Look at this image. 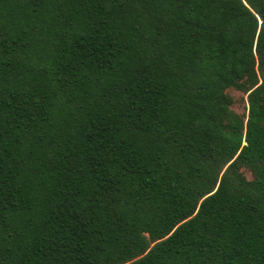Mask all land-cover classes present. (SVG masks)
I'll return each mask as SVG.
<instances>
[{
  "label": "trees",
  "instance_id": "trees-1",
  "mask_svg": "<svg viewBox=\"0 0 264 264\" xmlns=\"http://www.w3.org/2000/svg\"><path fill=\"white\" fill-rule=\"evenodd\" d=\"M234 6L0 0V264H264V113L227 93L255 17ZM234 153L260 184L208 196Z\"/></svg>",
  "mask_w": 264,
  "mask_h": 264
},
{
  "label": "snow or ice",
  "instance_id": "snow-or-ice-1",
  "mask_svg": "<svg viewBox=\"0 0 264 264\" xmlns=\"http://www.w3.org/2000/svg\"><path fill=\"white\" fill-rule=\"evenodd\" d=\"M244 9L251 11L255 17L252 22V31L247 36L249 58L255 71L246 87L240 88L237 86L233 91L236 94V100L239 102L242 120L247 116L254 123L258 114L264 113V37L261 36L264 33V8H255L252 0H235V6L231 11L247 16ZM193 74L197 73L194 71ZM257 78H259V83L256 82ZM240 84H244V81H240ZM241 135L244 137V147L246 148L250 136L247 133ZM238 156L241 160L244 158L240 153H234L221 165L217 166V171L212 173L210 179L209 187L211 190L208 192V196H213L217 192L224 193L226 186L232 192L239 189H255L260 184L259 178L250 168L233 165V161ZM260 167L264 168V161L261 162ZM225 170L227 174H225ZM199 199L203 200L205 197L201 195ZM193 215H195V212ZM144 255L143 251L133 253L127 258V264H134L135 260H139Z\"/></svg>",
  "mask_w": 264,
  "mask_h": 264
},
{
  "label": "rangeland",
  "instance_id": "rangeland-1",
  "mask_svg": "<svg viewBox=\"0 0 264 264\" xmlns=\"http://www.w3.org/2000/svg\"><path fill=\"white\" fill-rule=\"evenodd\" d=\"M234 89H230L227 91L228 95L232 98V106H231V109L237 114L239 115L240 117L241 116V111H240V106H239V102L236 100V94L234 93L233 91ZM235 105V106H233ZM247 116H245L244 118H246Z\"/></svg>",
  "mask_w": 264,
  "mask_h": 264
}]
</instances>
